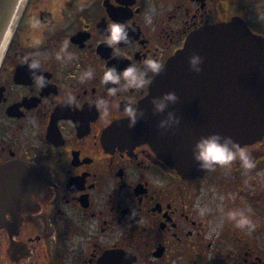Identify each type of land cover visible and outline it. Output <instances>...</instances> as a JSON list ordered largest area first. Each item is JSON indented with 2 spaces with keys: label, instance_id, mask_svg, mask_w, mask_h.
<instances>
[{
  "label": "flooded vegetation",
  "instance_id": "af4514ba",
  "mask_svg": "<svg viewBox=\"0 0 264 264\" xmlns=\"http://www.w3.org/2000/svg\"><path fill=\"white\" fill-rule=\"evenodd\" d=\"M263 9L252 19L248 0H27L0 62V264H264V135L192 178L147 143L105 138L188 36L239 19L264 41ZM113 21L128 42L107 43ZM146 59L160 70L131 86L123 70ZM111 66L121 79L106 83Z\"/></svg>",
  "mask_w": 264,
  "mask_h": 264
},
{
  "label": "water",
  "instance_id": "95a60500",
  "mask_svg": "<svg viewBox=\"0 0 264 264\" xmlns=\"http://www.w3.org/2000/svg\"><path fill=\"white\" fill-rule=\"evenodd\" d=\"M26 2L0 0V62ZM193 53L203 57L200 72L189 68ZM168 91H175L179 99L154 113L153 97L158 103ZM137 108L143 115H137L135 124L130 126L131 118L116 124L105 134L106 140L147 143L182 177L203 175L212 167L201 168L192 154L201 137L230 136L240 148L264 135V41L239 19L197 30L151 81ZM170 111L179 122L160 128L159 121ZM9 174L17 177L22 172Z\"/></svg>",
  "mask_w": 264,
  "mask_h": 264
},
{
  "label": "clouds",
  "instance_id": "9594fccd",
  "mask_svg": "<svg viewBox=\"0 0 264 264\" xmlns=\"http://www.w3.org/2000/svg\"><path fill=\"white\" fill-rule=\"evenodd\" d=\"M107 43L116 44L120 41L128 42L130 39L128 27L124 22L113 21L107 26ZM28 63L29 69H34L40 67L39 60H31ZM144 63L147 65L143 71L139 70L135 65L129 64L122 72V75L126 78L127 82L133 87H142L148 82L147 72H158L160 66L155 59H146ZM203 63V57L199 53H193L188 58L189 68L194 72L201 71V64ZM87 78H92L94 76L93 70L89 69L85 72ZM121 79V73L117 71L115 66L106 67L103 74V80L107 83L108 81L117 82ZM34 83H38L41 88L45 86L46 77L41 71L40 75L37 76L33 74ZM117 89L112 88L111 92L115 95ZM179 97L175 91H168L162 94V98L157 103L156 97H153L151 103L153 104V112L160 113L163 112L169 103H175ZM75 100V96L69 94V102ZM129 115L131 116L130 126L135 124L137 115H143V113L135 107L129 106ZM172 122H179L178 117L175 116L173 112H168L167 119H161L158 123L160 128H164L166 125H170ZM240 151L239 146L236 141H234L230 136H221L219 133H213L208 136H203L193 146V159L197 161L201 168H211L215 165H227L236 156L237 152ZM239 224H250L251 221L243 213L240 214Z\"/></svg>",
  "mask_w": 264,
  "mask_h": 264
},
{
  "label": "rangeland",
  "instance_id": "374dc122",
  "mask_svg": "<svg viewBox=\"0 0 264 264\" xmlns=\"http://www.w3.org/2000/svg\"><path fill=\"white\" fill-rule=\"evenodd\" d=\"M248 4L250 7L249 13H250V17L252 19L256 18V14L258 12L259 8H264V0H261L260 2H258L257 0H248ZM264 10V9H263ZM263 16V14H262Z\"/></svg>",
  "mask_w": 264,
  "mask_h": 264
}]
</instances>
